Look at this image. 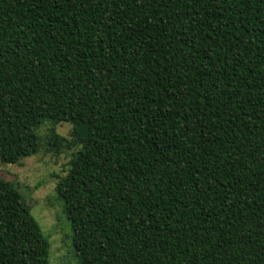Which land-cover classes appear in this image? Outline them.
I'll use <instances>...</instances> for the list:
<instances>
[{
	"label": "trees",
	"instance_id": "obj_1",
	"mask_svg": "<svg viewBox=\"0 0 264 264\" xmlns=\"http://www.w3.org/2000/svg\"><path fill=\"white\" fill-rule=\"evenodd\" d=\"M78 147L82 264H264V0H0V162ZM0 178V264H50Z\"/></svg>",
	"mask_w": 264,
	"mask_h": 264
},
{
	"label": "rangeland",
	"instance_id": "obj_2",
	"mask_svg": "<svg viewBox=\"0 0 264 264\" xmlns=\"http://www.w3.org/2000/svg\"><path fill=\"white\" fill-rule=\"evenodd\" d=\"M72 132L71 124L46 122L37 132L40 150L35 156L16 165L5 166L0 162V178L17 185L50 243V264H82L74 246V232L65 214L64 202L57 194L59 177L67 174L69 162L78 147H64L56 153L48 146L52 135L71 141Z\"/></svg>",
	"mask_w": 264,
	"mask_h": 264
},
{
	"label": "water",
	"instance_id": "obj_3",
	"mask_svg": "<svg viewBox=\"0 0 264 264\" xmlns=\"http://www.w3.org/2000/svg\"><path fill=\"white\" fill-rule=\"evenodd\" d=\"M5 166H7V165H5Z\"/></svg>",
	"mask_w": 264,
	"mask_h": 264
}]
</instances>
